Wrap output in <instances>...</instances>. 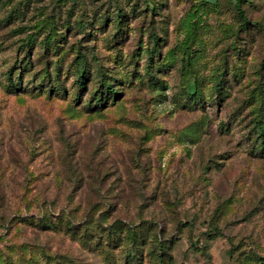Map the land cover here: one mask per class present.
I'll use <instances>...</instances> for the list:
<instances>
[{
  "label": "rangeland",
  "instance_id": "1",
  "mask_svg": "<svg viewBox=\"0 0 264 264\" xmlns=\"http://www.w3.org/2000/svg\"><path fill=\"white\" fill-rule=\"evenodd\" d=\"M242 6L0 0V264H264V0Z\"/></svg>",
  "mask_w": 264,
  "mask_h": 264
},
{
  "label": "trees",
  "instance_id": "2",
  "mask_svg": "<svg viewBox=\"0 0 264 264\" xmlns=\"http://www.w3.org/2000/svg\"><path fill=\"white\" fill-rule=\"evenodd\" d=\"M234 1V6L235 9L237 11V14L240 18V22H241V27H245L249 24V21L247 19L245 10L242 6L243 4V0H233ZM150 9H153V6H148ZM118 12L115 16V18L121 17L124 15V12L122 10V8L119 6L118 8ZM107 16H103V20H107ZM122 20L117 19V26L120 28L121 22ZM80 57V62L82 63V66L78 69L79 75H78V81H79V85H80V89H83L84 86L86 85V80H85V76H86V72H87V58L85 55H81L79 54ZM190 90L192 92L197 91V86L196 84H191L190 86ZM116 92V88L113 86V84L111 83L110 79L101 77L98 81V85L96 87V89L94 90V99L96 102L100 103L103 100L106 99L107 96L109 95H114ZM262 132H260L259 136L261 137V144L260 146H264V128H261ZM54 221H52L53 224ZM53 226V225H52Z\"/></svg>",
  "mask_w": 264,
  "mask_h": 264
}]
</instances>
